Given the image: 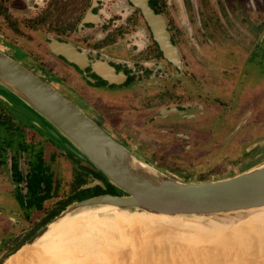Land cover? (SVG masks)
I'll use <instances>...</instances> for the list:
<instances>
[{
    "label": "rangeland",
    "instance_id": "1",
    "mask_svg": "<svg viewBox=\"0 0 264 264\" xmlns=\"http://www.w3.org/2000/svg\"><path fill=\"white\" fill-rule=\"evenodd\" d=\"M109 4L112 10L121 9L120 3L111 1ZM151 4L164 16L168 30L173 35L182 59L181 71H176L162 56L159 57L140 12L124 0V66L130 64V67L134 68L135 80L129 86L117 89L118 95H111L104 90L95 93L92 87L75 75L73 69L67 68L62 77L64 81H52L53 86L60 88L68 98L81 105L89 114L91 113L87 109L89 103L94 101V96L100 97V103L113 99V102L124 105V115H118V111H115L112 121H116L119 126L114 129L123 133L125 145L178 180H220L264 163V0H151ZM31 16L33 15L28 13V16L14 18L15 21L6 19L9 25L1 18L0 23L4 30L1 32V40L15 36L19 39L17 44L21 47L36 53L42 52L36 50V45H45V36L52 31H47L40 24L37 26L36 22L30 19ZM12 25L16 26L20 33L14 34ZM88 33L89 30L79 37L75 36V40L83 47L93 48L100 36L95 34L83 42V37ZM0 48L9 51L11 45L0 41ZM109 51L116 53L115 49ZM161 73L179 75L176 74L174 79H167L158 76ZM75 87L81 89L79 93H74ZM0 93L10 103L19 106L18 101L1 87ZM105 103L107 105V102ZM172 107H178L179 111L160 112L162 116H159L160 109ZM106 108L112 109L109 106ZM0 111L3 115V118L2 115L0 117L1 122L4 119L5 123L9 122L10 114L13 123L32 127L31 132L21 133L16 135V138L12 133L11 136L7 135L10 130L6 126L7 123L0 129V144L2 140H8L6 136L20 142L8 145L9 142L6 141L4 145H0L1 152L7 149L5 155L0 154V264H3L18 247L29 241L69 205L82 200L79 197L82 191H86V197L104 194V191L100 186L80 190L82 186L99 179L93 174H86L84 168L92 167L61 148L60 143L37 131L38 127L31 125L32 114L29 111L26 110L24 116L19 114L18 110L16 113L10 109L7 110L8 117L4 115L3 110ZM121 122H124V125ZM26 139L29 141L26 142ZM26 148L27 150H24ZM4 156L9 160L16 157L24 174L29 171V161L40 157L44 159V168L53 174V197L47 201L43 211L34 212L30 218L25 217L15 198V193L17 197L19 189L24 190V186L17 187L13 184L12 176L6 167L8 163L3 161ZM248 214L221 216L214 221L237 222L235 225L247 219ZM208 222L206 220L205 224ZM117 226L118 228L114 229L111 227V230L96 227L93 231L85 227L73 229L71 234H74L84 251L82 264H92L94 258H102V264L103 258H106V263L127 264V256L131 259L132 255H141L142 250L144 257L139 256L138 260L129 259L127 262L143 264L145 259L141 257L145 258L147 252L151 255L154 252L158 253L156 258L161 256L160 264H163L164 260L166 264H208L211 251L217 253L219 250L211 249L209 253V244L203 247L201 243H185L186 246L178 245L180 249L175 247L180 253H176L170 246L167 247L168 250L163 247L158 248L156 252L152 250L156 249L157 243L153 242V238H157V231L151 228L149 230L148 226L135 225L130 226V230L126 228L124 235V227L122 226V229L120 225ZM97 235L102 237L101 241ZM132 239L135 242H132ZM248 242L250 240L245 241L246 244ZM245 243L237 241L236 244L241 247L239 245L236 248L240 251L234 248L236 244H233V251L229 249L231 253L228 254L235 256V250L237 255L249 251ZM95 245L96 250L93 248ZM243 245L246 248L243 249ZM143 246L147 249H143ZM188 250L192 253H187ZM68 254H71L69 250ZM39 260L35 259L38 262L26 264H41ZM70 260L75 262L73 257ZM193 261L194 263H191ZM45 262L42 261V264H49Z\"/></svg>",
    "mask_w": 264,
    "mask_h": 264
},
{
    "label": "water",
    "instance_id": "2",
    "mask_svg": "<svg viewBox=\"0 0 264 264\" xmlns=\"http://www.w3.org/2000/svg\"><path fill=\"white\" fill-rule=\"evenodd\" d=\"M28 2L32 3L31 0ZM130 2L141 11L165 60L182 70L179 49L172 41L164 16L156 11L151 0ZM89 20L88 15L84 22ZM55 51L69 63L79 65L82 54L72 45L56 42ZM108 70V75L102 77L110 84L118 83L117 79L121 74L117 75L114 69ZM0 87L17 100L20 107L10 103L2 93L1 100L9 103L24 116L23 113L29 111L32 114L31 125L35 128L37 126L39 129H36L37 131L60 143L61 148L75 158L89 164L118 192L117 194L106 192V183L100 179L82 186L80 190L100 186L104 194L72 203L8 258L24 246L36 243L48 232L49 226L53 223L86 211L106 216L113 215V211L118 210L130 214L194 220L208 225L212 222L217 224L214 219L221 216L250 213L264 208V163L225 179L181 181L158 169L116 140L70 98L1 50ZM206 220L209 221L208 224H205ZM125 230L124 228V235ZM97 237L102 240L101 236ZM157 239L158 236L155 241ZM136 248L138 251V246ZM141 252L143 256V250ZM150 256L145 255L148 262L154 264L155 261L160 264V257ZM129 259L126 258V263Z\"/></svg>",
    "mask_w": 264,
    "mask_h": 264
},
{
    "label": "flooded vegetation",
    "instance_id": "3",
    "mask_svg": "<svg viewBox=\"0 0 264 264\" xmlns=\"http://www.w3.org/2000/svg\"><path fill=\"white\" fill-rule=\"evenodd\" d=\"M32 3H29L28 0H0V22L1 18H4V21L8 24L6 19L19 18V16L26 15L28 13L33 16L30 17L31 20L36 22L37 26L40 24L41 27L52 31L48 32L45 36V45L37 44L36 50H42V52L38 51L36 53L33 51H29L21 45L17 44L19 39L16 37H10L11 39L1 40V32L4 31L1 23H0V41L7 42L11 45V48L6 51L4 49L0 50L4 52L6 55L16 60L29 70L33 71L35 74L40 76L42 79L47 81L49 84L53 86L52 81H64L62 77L66 74L64 71L68 68L73 69L75 75L79 77V79L85 81L90 87H92L95 93H99L100 90L107 91L111 95H118L117 89H123L130 85V83L135 80L133 76L135 75L134 68L130 67L128 64L124 66V0H31ZM115 1L116 4L120 3V10H112L109 6V2ZM131 6L133 4L130 0H127ZM103 7H106L103 8ZM134 7V6H133ZM136 10L140 12L141 17L143 18L141 11L134 7ZM110 14V15H109ZM89 15V22H84L85 18ZM76 19V20H75ZM144 20V18H143ZM15 21V20H14ZM145 22V20H144ZM147 28L149 29L147 23L145 22ZM167 24V23H166ZM9 25V24H8ZM168 26V24H167ZM12 29H14V34L20 33L19 29L12 25ZM18 29V30H17ZM89 30L87 36L83 37V42L91 38V36L97 34L100 36V39L97 43H95L93 48L83 47L78 41L75 40V36L79 37L80 34H83L85 31ZM150 31V29H149ZM260 31V30H259ZM151 33V31H150ZM28 34V33H26ZM102 34V35H101ZM152 36V33H151ZM172 35V41L173 40ZM152 42L154 44L155 50L159 53V57L162 56L163 60H165L163 54L161 53L158 45L153 39ZM65 43L70 44L75 47L82 57L79 61V65H75L69 63L64 57L56 54L55 51V43ZM175 44V43H174ZM41 45V46H40ZM176 45V44H175ZM111 46L109 49L108 47ZM115 49L116 53L110 52L109 50ZM168 64L172 65L176 71L179 70L177 67L167 60H165ZM115 70L117 75L121 74V77L117 79L118 83H109L106 79L102 77V75H108V69L111 71ZM40 71V73H39ZM71 71V70H70ZM178 73H161L158 76L163 78L172 79L175 78ZM124 75L126 76V80H124ZM179 75V74H178ZM55 87L61 93H63L60 88ZM74 93H79L81 90L78 87H75ZM115 91V92H114ZM64 94V93H63ZM66 95V94H64ZM100 97L94 96V101L89 103V108L87 109L91 114H89L81 105L80 106L83 111L92 118L100 127H102L108 134L114 137L116 140L125 144L124 135L114 129L117 126L116 121H112L114 117V112L118 111V115H124V105L113 102V99H107L103 103L99 101ZM72 100V99H71ZM73 101V100H72ZM74 102V101H73ZM107 102V105H105ZM107 106L112 107L106 108ZM14 110L13 106L9 103L0 99V110L4 111V115L7 116V110ZM178 112V107L172 108H163L159 110V116H162L161 113L168 112ZM17 113V112H16ZM2 115V111H0V117ZM9 116V117H8ZM9 122L5 123V119L0 121V129L2 126L6 124L8 130V134L11 136L27 134V132L32 131L31 126L22 127L20 123H13L10 119V114L8 115ZM3 118V115H2ZM124 125V122H121ZM23 128V130H22ZM112 128V129H111ZM116 131L117 133L115 134ZM14 132V133H13ZM123 135V137H122ZM7 139L2 140V144L5 142H9L10 144H20L19 141H13L15 138L7 137ZM11 139V140H10ZM29 140L26 139V142ZM32 143L30 144L31 149ZM3 150V148H2ZM20 150V149H19ZM24 150H27L24 149ZM7 149H4L3 152L0 151V154L5 155ZM16 151V150H15ZM4 153V154H3ZM5 157V156H4ZM3 160V159H1ZM5 162H7V166L9 173L12 176V182L15 186L18 187L23 185L24 190L19 189V193H15V198H17L18 204L20 208L23 210L25 217L30 218L34 212L43 211L47 201L52 199L53 193V185L51 178L53 179V174L49 173L46 170L45 161L43 158H34V160L29 161V168L27 174H24L21 165L17 161L16 157H12L7 159L4 158ZM45 167V168H44ZM86 167V166H85ZM44 168V169H43ZM83 168V167H82ZM87 175L93 174L99 179L102 177L98 176L92 168L86 167L84 168ZM38 173L40 177L45 178L46 182L41 185L40 191L37 193V196H44L49 194V198L44 199L43 201L34 200L31 188L29 186V179L33 176V174ZM48 174V176H46ZM104 181V180H103ZM24 183V184H22ZM106 185L107 182L105 181ZM46 187V190L44 189ZM16 187V188H17ZM49 187V188H48ZM99 187V186H96ZM94 187V188H96ZM18 189V188H17ZM108 193H110L109 186L107 185ZM99 194H94V196ZM81 199V198H80ZM1 209V206H0ZM1 215V210H0ZM16 252V251H15Z\"/></svg>",
    "mask_w": 264,
    "mask_h": 264
},
{
    "label": "bare ground",
    "instance_id": "4",
    "mask_svg": "<svg viewBox=\"0 0 264 264\" xmlns=\"http://www.w3.org/2000/svg\"><path fill=\"white\" fill-rule=\"evenodd\" d=\"M113 212H114L113 215L100 216V215H98L97 212L86 211V212L81 213L80 215H77L74 217H69V218L67 217V218L63 219L62 221L55 222L49 226L48 232L44 236L39 238L36 241V243H34L32 245L24 246L20 251H18L16 254H14L13 256L8 258L4 264H26V263H30L32 261L38 262V261H35V259H38V260L42 259V260H39V262H41V264H42V261L43 262L46 261L49 264H74V263L75 264H82V253L84 251L80 248L79 242L76 239V237L74 236V234H71L73 229L76 227H85L86 229H92V231H93L96 227L99 229L109 230L111 227H113V229H114V227L118 228L117 225H120L121 227L123 226L125 229L130 228V226L143 225V226H148L153 231H157L158 234H156V235L157 236L159 235L160 237H163V238L159 237L156 241L153 238V240L157 243V244H155V247H156V249H154L155 251L158 248L161 249L163 247H166V249H167L168 246H170L171 248H173V250H175V247H178V245H180V247H181V246H186V244L201 243L203 247H205L206 245L209 244V247H210L209 253H210L211 249L213 251L214 250L217 251L218 249H216V248H219V250H218L219 252L217 251V253L216 252L212 253V251H211V256L209 255L210 259L208 258L209 259L208 264H264V208L258 209L257 211L250 212L248 214L249 217L247 219H245V220H243V221H241L235 225H234V223H237V222H225V223H217V224H214L212 222L211 224L204 225L200 221L184 220L181 218H170L168 216H153V215H147V214H130V213H126V212H122V211H118V210H114ZM123 227H122V229H123ZM228 230H229V232H227ZM88 233H90V232H88ZM85 235H86V233H85ZM91 236H93V234ZM108 236H109V234H108ZM122 237H123V235H122ZM124 239H125V236H124ZM88 240L90 241V238ZM240 240L243 241L244 243H245V241L250 240V242H248L247 244L245 243L247 245L249 251H246L242 254L240 252L237 255L236 250L234 249L235 250V252H234L235 256L228 254L229 252L231 253V251H233L232 250L233 244L235 245L237 243V241L241 242ZM133 241L135 242V240H133ZM86 242H88V241L86 240ZM126 242L128 243V240ZM152 244H154V243H152ZM70 245L72 246V248ZM216 245H218V246L215 247ZM239 245L236 244L234 248H236V246H239ZM95 247H96V245L93 246V248H95ZM143 247H145V246H143ZM180 247H178V248L180 249ZM191 247H193V246H191ZM240 247H241V245H240ZM134 248H135V245H134ZM242 248L243 249L246 248L245 245H243ZM115 249H117V247ZM145 249H147V248H145ZM179 249H177V250H179ZM229 249H231V251ZM68 250L71 253L70 254L71 257H73V259L75 260L74 263H72V261L70 260L71 257L68 254ZM95 250H96V248H95ZM95 250H94V254L96 253ZM177 250H175L176 253L179 252ZM185 250H186V248H185ZM257 250H261V251L258 252ZM90 251L92 254L93 251L92 250H90ZM144 251H146V250H144ZM149 251H151V249ZM238 251H240V250H238ZM160 252H161V250H160ZM189 252H190V250H188L187 253H189ZM196 252H195V254H196ZM253 252H256L257 254H255ZM131 253H134V252L131 251ZM166 253H168V252H166ZM191 253L192 252H190V254ZM97 254H98V252H97ZM157 254L158 253L152 252V255L157 256ZM111 255H113V254H111ZM147 255L149 256V255H151V253L147 252ZM160 255H162V254H160ZM196 255H199V254H196ZM38 256H40V258ZM139 256H141V255L140 254L134 255V256L132 255V257L134 259L132 257H131V259L132 260H135V259L138 260ZM200 256H198V257H200ZM78 257H81V258L79 259ZM143 257H141V258L146 259V260H145V262H144V260L141 261V263L144 262L143 264H147V263L152 264L151 262H148V258H143ZM164 257H165V252H164ZM101 260H102V258H101ZM101 260L94 258V259H92V264H96V261H97V264H102ZM34 262L32 264H34ZM103 263L104 264H110V263H106V258H103ZM191 263H194V261ZM196 263H199V262H196ZM127 264H130V263L127 262ZM136 264H137V262H136ZM163 264H166L165 260H164Z\"/></svg>",
    "mask_w": 264,
    "mask_h": 264
},
{
    "label": "trees",
    "instance_id": "5",
    "mask_svg": "<svg viewBox=\"0 0 264 264\" xmlns=\"http://www.w3.org/2000/svg\"><path fill=\"white\" fill-rule=\"evenodd\" d=\"M154 5H156V3L154 2L153 3ZM153 4H152V6H153ZM77 160H79V159H77ZM93 170L94 171H96L94 168H93ZM98 176H100V177H102L101 175H100V173H98L97 171L95 172ZM103 178V177H102ZM208 180H210V179H208ZM46 182V180H45V178H43V177H40L39 176V174L38 173H35L34 172V174H33V176L29 179V186H30V188H31V192H32V196H33V202L35 203V201L34 200H39L40 202L41 201H43L44 199H47V198H49V194H47V195H44V196H37V193L40 191V189H41V185L43 184V183H45ZM47 183V182H46ZM48 184V183H47ZM107 185L109 186V189H110V193L111 194H117L118 192L116 191V189L112 186V185H110V184H108L107 183ZM49 188V187H48ZM101 190V189H100ZM102 191V190H101ZM86 194V191H82L81 193H80V198L83 200V199H85V197L86 196H84ZM100 195V194H99ZM84 196V197H83ZM87 198V197H86ZM23 245V244H22ZM21 245V246H22ZM20 246V247H21ZM20 247H18L17 248V250L20 248ZM16 250V251H17Z\"/></svg>",
    "mask_w": 264,
    "mask_h": 264
},
{
    "label": "crops",
    "instance_id": "6",
    "mask_svg": "<svg viewBox=\"0 0 264 264\" xmlns=\"http://www.w3.org/2000/svg\"><path fill=\"white\" fill-rule=\"evenodd\" d=\"M260 164H262V163H260ZM260 164H257V165H255L254 167H256V166H258V165H260Z\"/></svg>",
    "mask_w": 264,
    "mask_h": 264
}]
</instances>
